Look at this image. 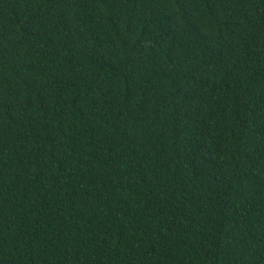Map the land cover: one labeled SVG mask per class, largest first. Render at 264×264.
Wrapping results in <instances>:
<instances>
[{"label": "trees", "instance_id": "trees-1", "mask_svg": "<svg viewBox=\"0 0 264 264\" xmlns=\"http://www.w3.org/2000/svg\"><path fill=\"white\" fill-rule=\"evenodd\" d=\"M0 264H264V0H0Z\"/></svg>", "mask_w": 264, "mask_h": 264}]
</instances>
